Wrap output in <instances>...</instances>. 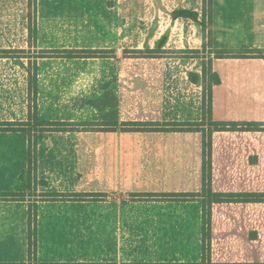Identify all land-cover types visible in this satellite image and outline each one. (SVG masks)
Returning a JSON list of instances; mask_svg holds the SVG:
<instances>
[{
  "label": "crops",
  "instance_id": "0c3cea01",
  "mask_svg": "<svg viewBox=\"0 0 264 264\" xmlns=\"http://www.w3.org/2000/svg\"><path fill=\"white\" fill-rule=\"evenodd\" d=\"M201 1L136 29L132 16L126 28L101 17L95 0H36L29 38L28 0H0V126L26 124L0 129V194H20L0 195V264H205L208 207L209 261L264 263V0H213L206 28ZM176 9L200 11L199 21ZM88 49L108 54H62ZM132 50L209 58L187 66L159 54L139 76L121 55ZM222 50L263 55L214 56ZM205 120L226 127L211 131L209 185L202 126L172 128ZM44 122L74 125L42 131L29 182V137Z\"/></svg>",
  "mask_w": 264,
  "mask_h": 264
},
{
  "label": "rangeland",
  "instance_id": "374dc122",
  "mask_svg": "<svg viewBox=\"0 0 264 264\" xmlns=\"http://www.w3.org/2000/svg\"><path fill=\"white\" fill-rule=\"evenodd\" d=\"M202 5H201V9H204V14L205 16L208 14L210 15V18H213V9H212V4H213V0H210V4L208 2V0H202L201 1ZM186 6L188 8H192L193 6H197L195 4V0H102L101 3L98 2V0H95L94 3V8L97 12V14H100L101 17H103L104 15L110 19V22L113 21L112 18L114 19H119V27L120 28H126L128 27L127 25V17H133L135 20V23H132L133 26L136 29H141L143 26L148 27L150 25H165V20L163 19L165 16V12H169L171 9H175L181 6ZM199 5V4H198ZM28 13H29V28L30 30L33 29V27L35 28V19H36V0H28ZM200 10V8H199ZM200 12V11H199ZM198 12V13H199ZM104 16V17H105ZM105 17V18H106ZM115 21H113V25L115 26ZM133 22V21H132ZM109 26H111V23L109 24ZM207 26V25H206ZM33 33H31L30 31V36L29 38L33 37L34 38ZM89 50V49H88ZM86 51V50H83ZM101 51L98 55V57L101 56H105L107 55V51L105 50H99ZM206 50H201V51H192V50H187V51H167L164 52L165 54H161V51H153V52H149L146 50H132L129 52H123L121 53V55H131L133 58H135V62H137L136 65V73L139 76H143L145 75V67L140 64V63H144L147 60H150L149 58H153L154 56H159V54H161L162 57H166L169 58V60H175L176 58H183L184 62H188L187 66H192V62L193 59L197 58V57H207L209 58V55H207V53L205 52ZM223 51V50H222ZM46 53V52H44ZM47 54V53H46ZM203 62H206L203 60ZM207 77L209 78V82H211L212 80L210 79V73H207ZM207 89L204 91V97L206 96V92ZM203 97V99H204ZM206 112V110H205ZM197 126H202V127H197ZM174 129L178 128V129H184V130H195L196 128L202 129L203 130V134H204V147H203V153L205 152V143L207 144L208 142L210 143V156H211V131L213 128H216L215 125L209 121V120H205L203 122H199V123H185V122H179V123H175L174 127H172ZM35 129H39L35 128ZM32 134V133H31ZM33 138L34 136L37 135V132L35 130V132L32 134ZM211 159V157H210ZM209 174H210V170H209ZM206 183V182H205ZM220 197L219 199H217V197H214V199H217V201H226L229 199H234L233 197L236 198V201H246L249 200V196L247 195H237V196H230V195H224V194H219ZM250 197H255V195H252ZM213 198V197H212ZM258 198H261L258 196ZM263 201H264V196H262ZM211 202V198H209V200L207 201L208 205ZM209 209V207L207 209H205V217L210 216V211L208 212L207 210ZM221 215V219L223 220V222L225 221V216L227 215H223V213H220ZM227 218V217H226ZM223 225V223H222ZM209 227L211 228V217L209 219ZM211 230V229H210ZM224 231V227L222 226V228H219L218 230V239L217 241L219 243L222 242L223 239V232ZM211 234L209 236V239L206 240V248H205V256H206V261L207 263L205 264H210L211 262L210 260V250H211Z\"/></svg>",
  "mask_w": 264,
  "mask_h": 264
},
{
  "label": "trees",
  "instance_id": "16d2710c",
  "mask_svg": "<svg viewBox=\"0 0 264 264\" xmlns=\"http://www.w3.org/2000/svg\"><path fill=\"white\" fill-rule=\"evenodd\" d=\"M209 4H210V0H208ZM172 16L173 17H183V18H189L195 22L199 21V13L195 10H190V9H176L172 11ZM206 20V16L205 14L202 15V19H201V25L203 26V28H206V24H207ZM30 29V28H29ZM31 33L35 34V28L33 27V29L30 30ZM101 51L99 50H78V51H63L62 54L68 56V57H98L100 55H98ZM152 52V51H149ZM249 52V51H247ZM242 52H228V51H217L214 53L215 57H225V56H241ZM256 55V56H262L263 52L262 51H255V52H249V53H245L242 54V56H250V55ZM206 70L209 71L208 69H206L205 67V72ZM210 79L212 80V83H218L219 82V78L217 76V74L215 73H210ZM189 78L193 81V82H198V80L200 79L199 75L196 73H190L189 74ZM209 88L207 89V94L204 97L203 100V104L205 106V110L207 112V114H209V110H210V95H209ZM24 125H26L25 123H7L6 127H2L0 126V129H13V130H20V129H24ZM40 125H42L41 130L39 131V133H37L36 136H34V138L32 136L29 137V148H28V170H29V174L27 177V180L30 182L31 181V169L34 166L35 163V145L37 143V141L41 138V133L42 131H49V130H57V131H63V130H68L71 128V126H73V123H65V122H44V123H40ZM217 128H221L224 129L226 128L225 125H221V124H215ZM235 126V124H233ZM245 128L250 129L253 126H256L255 124H245L244 125ZM257 127V126H256ZM205 152L203 153V158H204V168H205V178H207L208 180V185L210 183V174H209V170H210V143L208 142L207 144L205 143ZM21 178L25 179V176L23 175V173H21ZM3 196H8L10 198L13 197H19L20 194H15V193H10V194H0ZM57 196L56 194H48L46 195V197H50L53 198ZM183 196H192L191 194L188 195H183ZM215 197H217V199H219L220 195L216 194L214 195ZM209 212V209L207 210ZM209 219L210 216L205 217V212L203 214V222H202V240H203V261H205L206 256H205V248H206V240L209 239L210 236V227H209ZM29 248L31 250H33V243L29 245ZM182 264H200V263H182ZM210 264H264V263H210Z\"/></svg>",
  "mask_w": 264,
  "mask_h": 264
}]
</instances>
